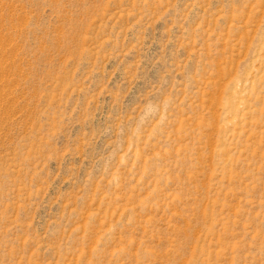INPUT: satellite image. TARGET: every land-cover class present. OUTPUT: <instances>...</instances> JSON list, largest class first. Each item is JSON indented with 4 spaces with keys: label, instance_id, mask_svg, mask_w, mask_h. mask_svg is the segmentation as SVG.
<instances>
[{
    "label": "rangeland",
    "instance_id": "obj_1",
    "mask_svg": "<svg viewBox=\"0 0 264 264\" xmlns=\"http://www.w3.org/2000/svg\"><path fill=\"white\" fill-rule=\"evenodd\" d=\"M0 264H264V0H0Z\"/></svg>",
    "mask_w": 264,
    "mask_h": 264
}]
</instances>
